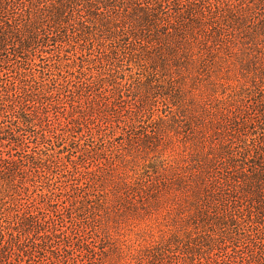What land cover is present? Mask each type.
Returning <instances> with one entry per match:
<instances>
[{
  "label": "rangeland",
  "instance_id": "obj_1",
  "mask_svg": "<svg viewBox=\"0 0 264 264\" xmlns=\"http://www.w3.org/2000/svg\"><path fill=\"white\" fill-rule=\"evenodd\" d=\"M207 1L152 0L167 13L158 24L174 28L172 46L154 41L153 26L135 24L143 29L135 30L133 4L125 6L133 18L130 45L122 50L108 42L104 55L125 51V69L143 88L160 86L162 95L118 102L114 115L108 112L114 106L89 93L48 107L53 127L67 123L69 104L75 105L85 135L98 145L86 164L74 158L60 164L72 174L55 178L59 239L48 251H11L0 264H264V214L248 193L251 178L264 175V0ZM218 1L250 8L229 22L215 15ZM134 33L152 41L141 45ZM215 39L222 41L218 52ZM63 46L52 48L55 56ZM75 48L78 57L71 51L65 65L86 59L87 43ZM99 52L95 73L102 69ZM135 114L143 118L132 127ZM15 204L33 212L44 207L35 195L23 194ZM132 217L140 220L135 228L122 226Z\"/></svg>",
  "mask_w": 264,
  "mask_h": 264
},
{
  "label": "trees",
  "instance_id": "obj_2",
  "mask_svg": "<svg viewBox=\"0 0 264 264\" xmlns=\"http://www.w3.org/2000/svg\"><path fill=\"white\" fill-rule=\"evenodd\" d=\"M129 4H133L134 29L135 24L139 27L153 26L157 34L154 41L174 45V31H170L173 26L165 29L168 26L158 24L167 15L165 8L158 2L153 4L152 0H0V260L11 251L23 256L29 250L33 252L42 248L48 251L49 244L59 239L54 217L58 212L53 211L59 206V201L55 200L59 190L55 178L65 176V173L72 174L60 164L72 158L81 159L86 164L98 145L93 134L89 138L85 135L75 116V105L69 104L72 111L65 120L67 123L59 122L53 127L47 126L52 121L48 107L66 105L69 96L78 102L89 93L104 98L106 107L114 106L108 111L114 115L118 113V102L120 105L138 103L141 98L162 95L161 90H157L160 86L143 88L144 84L136 80L139 78L133 75V71L125 69L127 53L122 50L130 45L128 32L131 31L127 28V21L133 19L125 7ZM248 5L218 1L215 15L228 18L230 22L237 19L233 13L247 12ZM120 8H124L123 13H118ZM155 8L156 11L158 8V14ZM201 15H205L203 10ZM135 36H139L140 44L152 41L142 33H134ZM80 41L88 45L86 59L81 64H77V58L73 64L65 65L63 61L69 57L68 54L74 51V58L78 57L75 45ZM185 41H189L187 37ZM108 42L126 47L104 55ZM221 42L217 39L211 42L214 51H220ZM65 43L67 48L55 56L54 49L58 45L63 48ZM95 50L100 51L96 56L102 59L98 62L103 69L97 73L95 67L98 66L93 67ZM17 64L19 66L15 69ZM91 65L92 72L84 75L87 69L91 71ZM63 66L69 75L61 70ZM77 74L85 77H77ZM72 76L76 77L75 80L70 78ZM138 117L143 118L135 114L130 119V126H136ZM104 138L109 137L105 135L100 139ZM261 144L264 145V140ZM262 145L259 148L264 152ZM82 146L81 155L75 156ZM258 167L262 168V164ZM76 174H79L78 168ZM263 177L257 172L251 178L254 189L248 187V193L255 197V203L259 205L260 215L264 214V202L261 201ZM23 194L38 196L44 207L35 212L27 210L22 204L16 207L17 198ZM46 227L49 232H43Z\"/></svg>",
  "mask_w": 264,
  "mask_h": 264
},
{
  "label": "snow or ice",
  "instance_id": "obj_3",
  "mask_svg": "<svg viewBox=\"0 0 264 264\" xmlns=\"http://www.w3.org/2000/svg\"><path fill=\"white\" fill-rule=\"evenodd\" d=\"M165 147H167V146L165 145ZM139 223H140V220L139 219H136L135 217L126 218V224L125 225H122V226L135 228L136 225H138Z\"/></svg>",
  "mask_w": 264,
  "mask_h": 264
}]
</instances>
